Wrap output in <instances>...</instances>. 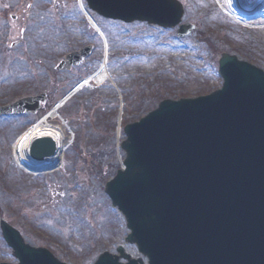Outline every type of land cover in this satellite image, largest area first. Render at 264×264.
Listing matches in <instances>:
<instances>
[{
	"label": "rangeland",
	"instance_id": "1",
	"mask_svg": "<svg viewBox=\"0 0 264 264\" xmlns=\"http://www.w3.org/2000/svg\"><path fill=\"white\" fill-rule=\"evenodd\" d=\"M182 22L195 25L178 38L176 29L145 23L117 24L94 17L106 35L107 81L82 89L60 109L67 137L75 140L61 166L32 174L20 168L12 144L76 81L94 72L102 45L91 37L76 0H0V105L27 95L45 93L36 113L0 116V217L30 244L47 249L67 264H91L103 251L115 252L127 234L122 216L103 188L123 159L117 139L121 114L136 121L165 98L197 97L221 86L218 59L234 53L264 69V27L247 28L229 19L216 0H178ZM255 26L264 18L254 21ZM88 42L95 49L81 65L56 69V64ZM120 152V154H119ZM120 155V158H119ZM136 256V248L125 244ZM0 263H16L0 234Z\"/></svg>",
	"mask_w": 264,
	"mask_h": 264
},
{
	"label": "water",
	"instance_id": "2",
	"mask_svg": "<svg viewBox=\"0 0 264 264\" xmlns=\"http://www.w3.org/2000/svg\"><path fill=\"white\" fill-rule=\"evenodd\" d=\"M86 3L104 18L163 28L179 25L183 16L177 0ZM263 8L264 0H243L237 12L249 17ZM192 29L179 25L176 34ZM87 54L73 53L67 63ZM218 64L220 89L164 100L123 129L124 169L104 191L124 217L125 243L147 264H264V70L226 53ZM44 100V94L19 99L0 107V115L35 113ZM54 150L51 139L34 138L28 156L49 157ZM0 231L18 264H65L1 217ZM93 264L144 263L120 244L116 254L103 252Z\"/></svg>",
	"mask_w": 264,
	"mask_h": 264
},
{
	"label": "bare ground",
	"instance_id": "3",
	"mask_svg": "<svg viewBox=\"0 0 264 264\" xmlns=\"http://www.w3.org/2000/svg\"><path fill=\"white\" fill-rule=\"evenodd\" d=\"M228 14L237 19V7L243 0H217ZM82 9L85 11L83 4ZM84 16L93 23L92 18L84 12ZM264 17V8L254 16H243L247 21H255ZM110 73L107 69V61L100 62L99 69L90 77V81L101 84L108 79ZM63 102L59 104L55 111L49 113L44 119L35 121L23 133H21L12 144V155L16 164L26 171L34 174L50 173L61 166L63 155L71 143V138L67 137L63 128L54 121L59 109L63 107ZM46 137L51 139L55 150L49 157L31 159L28 156L29 146L34 138Z\"/></svg>",
	"mask_w": 264,
	"mask_h": 264
}]
</instances>
